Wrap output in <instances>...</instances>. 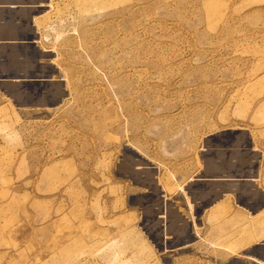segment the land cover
I'll return each mask as SVG.
<instances>
[{
  "label": "rangeland",
  "instance_id": "1",
  "mask_svg": "<svg viewBox=\"0 0 264 264\" xmlns=\"http://www.w3.org/2000/svg\"><path fill=\"white\" fill-rule=\"evenodd\" d=\"M43 33L65 96L0 104V264H215L162 258L140 174L264 124V0H56Z\"/></svg>",
  "mask_w": 264,
  "mask_h": 264
},
{
  "label": "crops",
  "instance_id": "2",
  "mask_svg": "<svg viewBox=\"0 0 264 264\" xmlns=\"http://www.w3.org/2000/svg\"><path fill=\"white\" fill-rule=\"evenodd\" d=\"M55 1L0 0V104L29 111L62 102L59 55L43 35ZM197 149L171 180L140 174L146 229L161 236L162 258H200L204 247L215 264H264V124L225 126Z\"/></svg>",
  "mask_w": 264,
  "mask_h": 264
},
{
  "label": "bare ground",
  "instance_id": "3",
  "mask_svg": "<svg viewBox=\"0 0 264 264\" xmlns=\"http://www.w3.org/2000/svg\"><path fill=\"white\" fill-rule=\"evenodd\" d=\"M134 171V170H133Z\"/></svg>",
  "mask_w": 264,
  "mask_h": 264
}]
</instances>
